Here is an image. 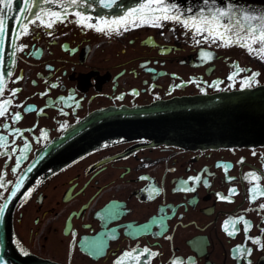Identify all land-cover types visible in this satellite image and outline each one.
Returning <instances> with one entry per match:
<instances>
[{"label":"flooded vegetation","instance_id":"flooded-vegetation-1","mask_svg":"<svg viewBox=\"0 0 264 264\" xmlns=\"http://www.w3.org/2000/svg\"><path fill=\"white\" fill-rule=\"evenodd\" d=\"M134 8L80 14L99 27ZM76 13L50 29L27 23L0 94V264H138L124 253L144 249L156 255L139 264H264V144L194 150L118 141L40 156L97 110L263 83L264 59L220 41L197 44L201 37L172 22L105 34L77 23Z\"/></svg>","mask_w":264,"mask_h":264},{"label":"water","instance_id":"water-1","mask_svg":"<svg viewBox=\"0 0 264 264\" xmlns=\"http://www.w3.org/2000/svg\"><path fill=\"white\" fill-rule=\"evenodd\" d=\"M0 0V18L5 21L6 32L0 43V81L3 86L12 73L16 58V41L13 29L21 31L20 22L34 18L32 13L52 10L77 11L95 17L117 16L127 9L140 6L145 0H78L76 5L69 0H28L32 11L21 9L25 0ZM182 12L187 9L194 14L208 7L228 8L237 16L264 14V0H172ZM107 5V6H105ZM42 18L43 12H41ZM1 92V91H0ZM148 140L150 144H171L188 149H205L220 146H247L264 143V83L252 87L222 90L213 93L172 96L133 106L108 107L94 111L57 138L40 156L57 155L58 150H67V155L76 156L99 145L114 141ZM72 159H35L33 165L48 162L64 164ZM5 262L10 258L6 256ZM22 264V263H21Z\"/></svg>","mask_w":264,"mask_h":264},{"label":"snow or ice","instance_id":"snow-or-ice-1","mask_svg":"<svg viewBox=\"0 0 264 264\" xmlns=\"http://www.w3.org/2000/svg\"><path fill=\"white\" fill-rule=\"evenodd\" d=\"M45 4H52L53 0H43ZM204 4L207 6L210 3V0H203ZM214 3V0H212ZM69 3L76 5L78 0H69ZM25 7L21 9V14L24 20H28L29 17L24 15L25 13H29L32 11L31 5L28 4V0H25ZM107 6V5H105ZM6 8L12 7V0H7L6 4L4 5ZM191 9H187L186 11L182 12L178 5L172 0H145V3H142L138 8H134L126 14L124 17H121L117 20L112 21H102L101 24L103 26H96L92 23H88L87 20L89 18L83 16L80 13H76L78 19L77 23L82 24L84 27L94 28L98 32H104L105 34H111L113 32H118L120 27H123L124 30H127L129 26L139 27L142 24H149L153 27H161L163 22H172L178 25H181L184 29L190 31L194 37H201L202 39H197L195 42L197 44L203 42H211L216 43L220 41V45L222 47H230L233 45L245 48L250 55H256L260 59H264V14L259 16L257 15H249L244 13L242 15L237 16L235 14L234 9L229 6L228 8H212L208 7L207 14L202 9L199 12L189 15L188 13L191 12ZM41 12H43V16L49 17L46 21L42 19ZM34 19L30 20L29 22L35 24L37 21L43 25L45 28H52L54 24L57 22L62 23L66 18V11L59 12V11H44L41 9L40 12L32 13ZM129 18H132L131 24H129ZM116 25L117 27H113ZM21 31H17L13 29L15 34V38L19 39L20 35H27L28 34V24L20 22ZM6 32L5 28V21L3 18H0V43H2L4 35ZM257 47H253V46ZM201 57L204 61H208L212 59V56L208 52H202ZM244 71V70H241ZM258 75L253 73L249 79L251 81L255 80V76ZM232 79V77H229ZM0 85H2V81H0ZM0 91H2V87H0ZM14 95V93H13ZM5 104H10L11 101H5ZM6 108L0 109V117L5 115ZM20 116L17 114L14 117V120H19ZM7 137L0 136V141L6 142ZM27 145H25V149H27ZM23 151V150H22ZM17 166H19V159L17 162ZM226 168L228 166H225ZM31 169H29L30 171ZM16 169L13 168V172ZM252 181L259 179L254 173L248 174ZM141 179H144L143 177ZM196 180H200V177L194 178ZM22 182V181H21ZM206 184L207 182L204 181ZM3 186V185H0ZM17 188H19V184H17ZM187 190V189H184ZM253 195L259 191L258 187H254L251 189ZM235 194L234 190L230 191V195ZM264 195V192L260 193ZM16 192L13 191L11 196H15ZM223 198V197H222ZM261 208H264V204L260 205ZM4 211V206H0V213ZM243 221V217H240L239 221H229L226 222L227 224L235 225ZM245 224V231L251 227V225L244 221ZM227 231V227L225 228ZM230 236L234 235V232L228 233ZM259 241H254V243H258ZM238 253L244 251H249L248 249H241L237 248L236 250ZM145 254L148 255H156V253H149L148 249H144L143 252L138 253L136 256H133L132 252L124 253L125 257L133 258L137 260L138 264L140 261V257L144 256ZM118 264H123V261H119ZM144 264H147L145 261ZM175 264V261L173 262Z\"/></svg>","mask_w":264,"mask_h":264}]
</instances>
